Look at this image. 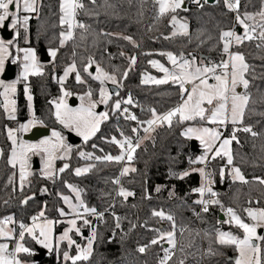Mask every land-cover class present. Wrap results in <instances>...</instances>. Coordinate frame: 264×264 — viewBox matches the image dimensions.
<instances>
[{
    "label": "trees",
    "instance_id": "1",
    "mask_svg": "<svg viewBox=\"0 0 264 264\" xmlns=\"http://www.w3.org/2000/svg\"><path fill=\"white\" fill-rule=\"evenodd\" d=\"M83 3L85 9L79 11L77 18L90 27L87 32L77 28L75 39L64 47H60L59 34L64 30L59 23L60 0H41L38 12L34 13L29 24L28 45L38 50L39 41L43 40L48 50L59 48L54 60L45 64L43 75H32L28 81L34 97L36 117L49 127L57 122L52 101L62 93L56 78L73 61L87 84H78L75 73H72L64 84L66 88L86 91L89 86L93 88L97 85L95 80L83 72L87 58L92 56L102 67L117 75L122 86L119 87V95H113L114 99L126 100L130 94L133 104H122V108L134 110L139 120H148L151 118V108L157 113H164L181 102L178 85L172 82L160 85L142 82L144 72L154 71L150 61L158 59L167 62V57L160 53L173 52L189 58L195 56L198 61L208 58L204 61L219 62L222 49L220 33L241 26L234 12L224 6L223 0L220 3L208 0L203 8L187 0L188 10H178V14L188 20L189 35L175 36L171 34L172 25L168 16L156 18L154 0H96L94 5L90 0H83ZM261 6L262 0H241L240 13H255ZM121 36H131L139 47ZM257 44H261V41H245L233 47L234 51L243 53L246 61L255 67L257 77L252 79L251 75L247 76L250 80L248 91L251 99L244 123L251 125L259 135L252 137L241 131L237 133L240 144L235 141L232 144L234 165L241 169L249 182L232 181L227 175V190L217 191L221 203L225 207L235 208L242 216L245 215L243 208L264 207V185L259 183V179H264V116L259 115L264 113V77L261 76L264 73V46L257 47ZM133 55L137 58L136 64L130 66L126 57ZM124 71H128L127 78L122 76ZM17 112L19 121L27 119V100L23 94L18 95ZM125 117L123 112L110 110L109 119L102 123L100 131L86 144L87 149L99 157L120 155L118 145L109 142L111 137L121 139V132L125 136L135 137L132 128H138L140 134L144 127V124L138 126L136 121ZM189 123L203 122H173L171 128L158 127L152 138L141 144L133 161L137 171L125 175L122 180L121 186L135 193V196L127 200L117 194L118 188L114 183L121 172V162L94 160V167L88 173L76 176L75 167L85 161L80 156L71 159L70 168L60 173L54 181L34 171L21 191L18 171L7 163L10 150L8 119L3 105H0V142L4 149V157L0 159V219L13 216L17 221L13 224L16 230L20 222H30L32 216L41 210H45L48 218L58 219V209L65 208L61 197L70 192L67 187L70 183L82 190V198L89 207L104 211L101 221L93 216L88 217L91 220L90 226L96 228L97 240L93 255L86 264H159L168 244L161 241L158 245H151V239L157 236L153 229L172 230L170 223L161 222L152 216L153 210L161 209L174 216L179 228V244L169 264H179L181 259L185 264H234V261H227V256L229 252L236 254L235 250L212 242L215 228L228 229L225 224L218 223L221 222L222 209L212 205L209 212L204 213L201 206L194 203L197 194L192 189L200 185V174L191 172L183 180L171 174L190 170L193 164L189 160L197 156L192 151L191 140L182 135ZM217 161L216 164L212 161L210 166L215 177L220 178V168L224 161ZM10 179L12 183H9ZM157 186H161L159 192L156 191ZM28 197L32 199L27 204L22 203ZM249 201L252 203L249 204ZM113 213L121 217L119 228L116 227ZM64 226L63 222L57 224L56 233H60ZM78 240L81 242L82 238ZM29 242L33 248H38L31 238ZM145 244L149 245L147 251L139 253L137 249ZM210 246L217 251V255H208ZM64 250V245H61L59 256L55 251L47 255L46 264H64Z\"/></svg>",
    "mask_w": 264,
    "mask_h": 264
},
{
    "label": "snow or ice",
    "instance_id": "2",
    "mask_svg": "<svg viewBox=\"0 0 264 264\" xmlns=\"http://www.w3.org/2000/svg\"><path fill=\"white\" fill-rule=\"evenodd\" d=\"M90 2L94 5L96 0H90ZM192 2L199 8H203L208 3V0H203V2L202 0H192ZM216 3H220V0H216ZM40 4L41 0H0V28L5 27L6 21H9L11 28L16 30L15 34L17 37L20 35V27H23L25 33H27L28 22L31 19V16L28 14L38 12V6ZM223 4L230 12L236 13V21L242 26L243 35L238 34L234 29L223 30L220 33L222 49L221 60L218 63L210 60L209 63H204V60L208 58H201V61L197 63L195 56L189 59L181 55L178 59L172 52L160 53V55L166 56L168 61L171 62V69L157 60L150 61L152 66L158 68L164 76L158 79L146 75L144 83L151 81L160 85L171 81L173 84L179 86L181 102L164 113H157L154 108L150 109L151 118L147 121H140L136 115L128 114L125 118L136 121L138 126L146 124L147 127H144L143 131L149 135L140 137L138 128H132V132L136 134L134 142L133 137L125 136L121 132L120 135L123 139H117L116 136H112L109 141L110 143L118 145L121 150L120 155L113 156L107 154L104 157L96 156L94 158L96 160L103 159L110 162H121L126 159L131 162L134 160L136 151L140 148L143 140L152 138L150 135L151 132H154L157 127L161 126L171 128L174 120L177 123L200 121L213 125L212 127L188 126L182 132V135L185 137L189 139L195 138L203 145L205 150L204 154L198 156L196 159H190L189 163L193 165H204V167L184 170L178 174L172 172L171 174L183 180L191 172H198L202 177V183L199 187L193 188L192 192L198 193L200 199L195 200L194 203L200 205L204 213L209 212L210 206L212 205L219 206L225 212L227 219L218 223H226L239 230L240 234H236L233 231H224L220 228H215V235L212 239L213 243L233 248L237 253L235 264H264V207L249 206L243 208L244 216L233 207H225L217 198L218 193L212 188V184L214 183L212 174L205 170L210 159L215 160L218 157L220 159H226L225 167L232 166L231 178L234 181L238 180L243 183H248L249 181L246 180L241 169L234 165L231 145L234 141L240 144L237 136L238 132L249 133L252 137L259 135L258 132L253 131L251 125L244 123L245 113L248 110L251 99V94L248 91L250 80L247 76L251 75L252 79L257 78L255 75V67L246 61L243 53L239 51L234 52L231 49L234 45L239 46L245 41L252 40L261 41V44H257V47L264 46V0H262L261 9L255 13L244 12L241 14V0H223ZM154 5L157 7V19L165 16L170 18V23L175 29L172 35H189L188 21L186 19H178V10H188L185 0H154ZM59 7V23L64 29L59 34L60 47H64L69 41L75 39V30L77 28L87 32L90 26L84 24L77 18L79 11L85 9L83 0H60ZM21 11L26 13L23 17L20 15ZM257 17H259V21H257ZM258 29L259 31H257ZM105 35L110 34L106 33ZM120 38L139 47L131 36H121ZM25 42H28L27 36H25ZM13 46L14 42L12 40L5 41L0 38V73L4 72L5 62L12 55L11 49ZM15 50L17 53L15 60H19L22 63L20 77L11 83H5V81L0 80V89H3L0 95L3 96V107L9 119L16 118V100L13 97L16 93L17 84L21 80L27 81L29 76L43 75L41 71L42 66L34 48L19 47L17 45ZM49 51L50 55L55 58L59 48L50 49ZM121 55L123 56L125 54L121 53ZM126 58L130 66L136 64L137 58L135 55ZM93 67L95 69L94 72L92 71ZM83 72L87 73V76L93 80L99 81L101 85L98 90L99 98H93L94 91L89 86L85 93L79 97L81 100L79 107L73 108L67 103L66 98L73 95V93L63 89V84L70 74L75 73V80L78 84H87V80L81 75V71L77 69V65L73 61L66 67L63 77L58 79V83L62 86L63 95L59 99H54L52 103L55 107L54 115L58 123L70 132H75L86 143L100 131L101 124L109 119V112L107 110L97 111L100 105H104L107 108L109 101L112 100L113 93L104 87L105 83L110 81L117 87H121L122 85L115 72H110L102 67L92 56L87 58ZM127 75L128 71H124L122 74L123 78H127ZM261 76L264 77V73H261ZM238 88H242L243 91H238ZM25 91L30 92V89L26 87ZM115 95L118 96L119 93L117 92ZM27 98L29 101L32 100L30 94ZM122 104H133L132 96L129 94L126 100L116 99L112 101L113 111L129 113V109L127 107L122 108ZM259 115L264 116V113H259ZM37 123L43 122L33 114V118L27 123L21 124L19 129L14 130L8 128L7 130L8 139L12 144L7 163L12 168H17L18 166L21 191H23L25 182L33 175L30 170V162L33 156H39L43 160L44 167L41 174L53 181L57 173H64L70 168L68 162H65L62 167L56 168L57 160L68 161L73 152V145L67 142L62 131L53 129L51 136L41 140L39 143H29L19 139L18 132H27L35 127ZM229 123L233 126V129L228 136H224L222 129H226ZM93 147H96V145H93ZM79 155L85 159H93L92 154L83 151L79 152ZM3 157L4 149L0 148V158ZM92 167L94 165L77 167L74 169V174L76 176H82L88 173ZM136 171L137 169L135 167H124L120 175L125 176ZM224 174V168H221L220 176L223 177ZM9 183H12L11 179ZM114 183L120 185V180L117 178ZM259 183L264 185V179H259ZM67 187L76 194L75 199L79 202L73 203L72 198L67 195L61 197L63 202L71 209L73 218L67 220L70 226L59 237H55L54 227L60 221L49 219L45 214V210H41L37 215L32 216L31 224L20 222L18 236L16 234V228L9 227V225L17 223L13 216L9 215L0 219V238L16 240L15 246L11 251L9 250V244L0 243V264H28L27 261L21 258V254L34 256L35 252L31 247L26 246V235L35 241L36 244L48 249L49 252L55 251L58 256L60 255V245L66 242V250L62 252L64 264H68L69 261L71 264H81V262H85L86 264L90 260L94 251V243L97 240L96 228L92 227L91 236L86 237V244L84 245H81L73 239L70 233L75 232L83 236L82 227L91 225V221L87 216L93 215L103 220L104 213L99 212L95 207H89L80 198L81 189L70 183L67 184ZM160 190L161 186H157L156 191L159 192ZM44 191H47V189H44ZM117 194L124 200L135 196L133 191L127 190L122 186L119 188ZM172 194L170 193V195ZM206 195L208 196L207 199L204 198ZM147 198L151 199L150 196ZM29 199H32V197L24 199L22 203L27 204ZM251 203L249 201V204ZM58 212L61 217L70 215L64 208H59ZM113 215L116 221V227L119 228L121 217L115 216V213ZM196 215L199 216L200 213H196ZM152 216L160 220H167L171 223L172 230L162 231L160 229H153L157 233V236L150 241L151 245H158L161 241H165L171 246L170 248L164 249V254L159 259V264H169L175 255L174 250L177 248L178 243L175 231L176 221L171 213H166L162 209L153 210ZM78 221H82V225L78 226ZM73 247L76 249L74 255L71 254ZM148 247L149 245L145 244L140 246L137 251L139 253H145ZM217 254V251H214L211 246L208 248V255L215 256ZM179 264H185V261L181 259Z\"/></svg>",
    "mask_w": 264,
    "mask_h": 264
},
{
    "label": "rangeland",
    "instance_id": "3",
    "mask_svg": "<svg viewBox=\"0 0 264 264\" xmlns=\"http://www.w3.org/2000/svg\"><path fill=\"white\" fill-rule=\"evenodd\" d=\"M185 4H186V6H187V0H185ZM180 11V10H179ZM37 13V12H36ZM35 13V14H36ZM26 13H23V11H21V13H20V15H21V17H23V15H25ZM34 13H30L29 15H31V16H33V15H35ZM235 17H236V15H235ZM178 19H180V20H184V19H186L185 17H182L180 14H178ZM187 20V19H186ZM188 21V20H187ZM257 21H259V17H257ZM251 23V22H250ZM188 25L190 26V24H189V22H188ZM66 27V26H65ZM1 29V28H0ZM10 29H12L11 28V26H10ZM232 29H234L235 31H236V28H232ZM12 30H14V29H12ZM19 31H20V35H19V37H17L16 36V30H14V36H13V38L12 39H10V40H12L13 42H14V46H13V48L11 49V51H12V55L10 56V57H8V59L6 60V62H5V68H6V65H7V63H8V61L9 60H11L12 62L15 60V57L17 56V53H16V50H15V48H16V46L18 45L19 47H32V48H34L35 50H36V54H37V57H38V60H39V62H40V55H39V53H38V50L35 48V47H33V46H30V45H28V42H29V26H28V29H27V33H25V30L23 29V27H20L19 28ZM175 31V29L173 28V26H172V32H171V34L173 33ZM257 31H259V29L257 30ZM237 32V31H236ZM238 33V32H237ZM243 35V34H242ZM25 36H27V43L25 42ZM0 38H2V39H4L5 41H8L7 39H5L3 36H2V33H1V30H0ZM49 53H50V51H49ZM173 53V52H172ZM174 55H176L175 53H173ZM21 56H22V54H20ZM177 56V58L179 59V55H176ZM52 57V56H51ZM185 58H189L188 56H184ZM190 59V58H189ZM52 60H54V58L52 57ZM155 60H157V61H159L160 63H162V64H164L166 67H168V68H172V65H171V62L170 61H168V59H167V62H164V61H161V60H158V59H155ZM197 61V63H199L200 61H198V60H196ZM212 62H214L213 60H211ZM13 63H16V65L18 66V72H17V77L15 78V79H12V80H4L3 79V73H0V80H3V81H5V83H11V82H13V81H15L18 77H20V74H21V71H22V63L19 61V60H15V62H13ZM204 63H209V61L207 62V61H204ZM40 64H41V66H42V68H41V71L43 72L44 71V69H45V63H41L40 62ZM153 67V66H152ZM5 68H4V71H5ZM154 68V67H153ZM94 71H95V69H94ZM93 71V72H94ZM63 75H64V73L60 76V77H58V78H56L57 80L59 79V78H61V77H63ZM152 76V77H156V78H163V76H164V74L162 73V72H160L159 71V69L158 68H154V71H147V72H144L143 74H142V78H141V80H142V82L144 83V79H145V76ZM71 76V74L68 76V78ZM30 77L31 76H29V78H28V80L27 81H24V80H21L20 81V83H18L17 84V86H16V93H15V95H14V97L15 96H17V99H15L14 97V99L16 100V113H15V119H9L8 118V115H7V113H6V116H7V119H8V127H7V130H8V128H12V129H14V130H16V129H19V126L21 125V124H25V123H27L30 119H32L33 118V114H35V116H36V112H35V105H34V97H33V93H32V91H31V86L28 84V81H29V79H30ZM68 78L65 80V82L68 80ZM96 81V80H95ZM65 82H64V84H65ZM169 82H171V81H169ZM60 84V83H59ZM63 84V89H66V90H68V91H70V92H72L73 93V95H71V96H69V97H67L66 99H67V103L71 106V107H73V108H76V107H79L80 106V104H81V100L79 99V97L80 96H82L84 93H85V91H80V90H77V91H74L73 89H70V88H66L65 87V85ZM96 86H94L92 89H93V91H94V99H98L99 97H98V90H99V88L101 87V85H100V83H99V81H96ZM110 84H112L110 81H108V82H106L105 83V85H104V87H106L109 91H110V87H109V85ZM145 84H155V83H153V82H151V81H149L148 83H145ZM61 85V84H60ZM28 88V89H30V92H26L25 91V88ZM61 88H62V86H61ZM87 90V89H86ZM3 91V89H0V92H2ZM111 92V91H110ZM21 94H23V96L26 98V100H27V119L26 120H24V121H19L18 120V112H17V107H18V95H21ZM31 95L32 96V100L31 101H29L28 100V95ZM63 95V92L61 93V95L59 96V97H61ZM114 95V94H113ZM1 97H2V99H3V96L1 95ZM59 97L58 98H56V99H59ZM72 98H76L77 99V103H75V104H73L72 102H71V100H72ZM114 100H116V99H114V97L112 96V100H110L109 101V104H108V106H107V108H105V106L104 105H100L98 108H97V111L98 112H100V111H105V110H107L109 113H110V110H113V107H112V101H114ZM4 102V101H3ZM101 107H103V109L102 110H100V108ZM4 108V107H3ZM129 109V112H131V111H134V110H132V109H130V108H128ZM6 112V111H5ZM54 112H55V107H54ZM125 116H126V114L127 113H123ZM136 114V113H135ZM55 116V115H54ZM41 121V120H40ZM57 121V120H56ZM147 121V120H146ZM56 123V124H55ZM54 123V125L52 126V127H50V133L48 134V135H44V136H41L40 138H38V139H36V140H30V139H27L26 138V134H28L29 132H31L32 131V129L34 128H31L30 130H28L27 132H24V131H20V132H18V136H19V139L20 140H23V141H27V142H29V143H39L41 140H43V139H46V138H48V137H50L51 136V132H52V130L53 129H56V130H58V131H62L63 132V134H64V136L66 137V139H67V142L69 143V141H68V137H67V132H70L68 129H65V128H63V126L62 125H60L59 123H58V121L57 122H55ZM102 125V124H101ZM36 126H46V124L43 122V123H37L36 125H35V127ZM188 126H196V127H200V126H207V127H212L213 125H210V124H205L204 122L203 123H189L186 127H188ZM185 127V128H186ZM184 128V129H185ZM232 129H233V126L229 123L228 125H227V127H226V129H222V131L224 132V136H228L230 133H231V131H232ZM184 131V130H183ZM155 132V131H154ZM154 132H151L150 133V135H151V137L153 136V134H154ZM72 133H74L75 135H76V133L75 132H72ZM98 133V132H97ZM96 133V134H97ZM146 135H149V134H146V133H144V135L142 136V137H144V136H146ZM80 137V136H79ZM81 139H82V143L81 144H79V145H73V152L71 153V156H70V159L68 160V161H63V160H57L56 161V168L58 169V168H60V167H62L63 166V164L65 163V162H70V160L71 159H73L74 157H76V156H80L79 155V152H81V151H83V152H86V153H90V154H92V156H93V159H85V158H83V157H81L82 159H84L85 161L84 162H82L80 165H78V166H76L75 168H77V167H88V166H90V165H93V161L94 160H96L94 157H96L97 155H95L94 154V152H92V151H89L88 149H87V146H86V144L93 138H91L90 140H88L86 143L84 142V140H83V138L82 137H80ZM121 139H123V137H121ZM147 139H144L143 140V142L144 141H146ZM191 141L192 140H196L197 142H198V145L200 146L199 148H200V152L199 153H197V156L194 158V159H196L198 156H200V155H202V154H204V147H203V145H201V143H200V141L199 140H197V139H195V138H192V139H190ZM8 141H9V143H10V150H9V155H10V151H11V147H12V144H11V141L8 139ZM71 144V143H70ZM231 147H232V145H231ZM0 148H2V146H1V142H0ZM9 155H8V157H9ZM1 159V158H0ZM35 159H38V163H39V165H40V167H39V169H37L36 171L41 175V176H43L41 173H42V170H43V167H44V165H43V160L39 157V156H33L32 157V160H31V172L33 173L34 172V169H33V166H34V163H35ZM217 160H222V161H224V165L223 166H221V168H224V171H225V174H224V176L223 177H221L220 176V180H221V183L223 184L224 182H225V179H226V177H227V175L229 176V178L232 180V181H234L232 178H231V167L232 166H227V167H225V165H226V159H220L219 157L218 158H216L215 160H209V162H208V164H207V167H206V171L207 172H210L211 174H212V179H213V181H214V183L212 184V188H213V190L215 191V192H217L216 191V189H215V187H216V184H217V178L215 177V175H214V173H213V171H212V166H210V163H212V161H215V162H213L214 164H216V163H218V161ZM217 161V162H216ZM60 164V165H59ZM59 165V166H58ZM236 166V165H235ZM125 167H134V165H133V163L132 164H129V165H127V166H125ZM199 167H204V165H200V164H195V165H193L192 166V168H199ZM191 168V169H192ZM221 168H220V170H221ZM17 171H18V173H19V168H18V166H17ZM60 175V173H57V176H56V178L58 177ZM244 175V174H243ZM45 177V176H44ZM30 178V177H29ZM29 178H28V180H29ZM236 181H238V180H236ZM28 181H26L25 182V184L27 183ZM201 183H202V177H201ZM201 183H200V185H201ZM199 185V186H200ZM198 186V187H199ZM118 188V187H117ZM117 190H119V189H117ZM197 194V198H196V200L197 199H200V196H199V194L198 193H196ZM63 195H67V196H69V197H71L72 198V200H73V203H78L79 201L78 200H76L75 199V197H76V194L74 193V192H72L71 191V189H70V192L69 193H67V194H62V196ZM81 199H83L82 198V193H81V197H80ZM218 198V197H217ZM64 205H65V211L66 212H69L70 213V215L69 216H67V217H61L60 215H59V218L58 219H54V218H49V219H53V220H57V221H60V223H65V226H64V228H63V230L60 232V233H56V225H55V227H54V235H55V237H59L60 235H62V233H63V231L67 228V227H69L70 225H68V223H67V220L68 219H71V218H73L72 217V214H71V209H69V207H68V205H66L65 203H64ZM222 213L224 214V216H225V218L224 219H221V221H224V220H226L227 219V216H226V214H225V212L224 211H222ZM88 217H90V215L89 216H87V218ZM89 219V218H88ZM90 220V219H89ZM91 221V220H90ZM79 222H81L80 224H79ZM59 224V223H58ZM226 225L227 227H228V229H223V228H221V230H224V231H233V232H235L236 234H240L239 233V230L238 229H236L234 226H232V225H229V224H226V223H223V225ZM80 225H82V221H78V226H80ZM9 227H14L13 225H9ZM14 228H16V227H14ZM82 232H83V236H81V235H79V234H76L75 232H73V233H70V235H72V237H73V239H75L78 243H80L81 245H84V244H86V237H90L91 236V231H92V226H83L82 227ZM84 230H87V235H84ZM169 231V230H168ZM18 233H19V230L17 229L16 230V234H17V236H18ZM27 236V235H26ZM76 236H78L79 238H82V241L81 242H79V238H76ZM26 239H25V244H26V246H28V247H31L33 250H34V252L36 253L37 252V249H35V248H33L31 245H30V243L31 242H29V238L30 237H25ZM0 243H7V244H9V250L11 251L12 250V248H10V245L11 244H14V246H15V243H16V240L15 239H5V238H0ZM61 245H64V249L66 250V248H65V245H66V242H64L63 244H61ZM61 245H60V247H61ZM37 246L38 247H41V248H43L41 245H38L37 244ZM43 249H45V248H43ZM48 253H47V255H50V253H52V252H49L48 251V249H45ZM74 252H76V249H75V247H73L72 249H71V254H75ZM236 255H237V253H236ZM33 256H28V255H26V254H21V258L23 259V260H25V261H27L28 262V264H36V262L33 260V258H32ZM234 264H235V261H234Z\"/></svg>",
    "mask_w": 264,
    "mask_h": 264
},
{
    "label": "water",
    "instance_id": "4",
    "mask_svg": "<svg viewBox=\"0 0 264 264\" xmlns=\"http://www.w3.org/2000/svg\"><path fill=\"white\" fill-rule=\"evenodd\" d=\"M209 1L213 2L215 0H209ZM0 30H1L2 36L5 39L10 40L13 38L14 30L10 29V22L9 21H6L5 27L1 28ZM38 52L40 55V62L41 63L46 64V63L51 62L52 57L49 53L48 48L44 44L43 40L39 41ZM92 71H94V67H93ZM17 72H18V66L16 65V63H13L11 60H9L7 65H6L5 71L3 73V79L4 80L15 79L17 77ZM109 87H110V91L113 94H115L119 91V87H117L116 85L110 84ZM71 102L73 104H75V103H77V99L72 98ZM0 105H3V99L1 97V95H0ZM102 109H103V107L100 108V110H102ZM49 133H50V127L49 126H36L32 129L31 132L26 134V138L30 139V140H36V139L40 138L41 136L48 135ZM67 137H68L69 143H71L72 145H79L82 143V139L72 132H67ZM191 148H192V151H194L195 153L200 152V148H199L198 142L196 140L191 141ZM39 167H40V165L38 163V159H35V163L33 166L34 171L39 169ZM227 187H228L227 181H225L222 184L221 180L219 178H217V184L215 187L216 191L225 192L227 190ZM224 218H225V216L222 213L221 219H224ZM84 235H87V230H84ZM47 253L48 252L45 249L38 247L37 252L33 256V260L38 264H46L45 258L47 256ZM236 258H237L236 254L229 252L228 256H227V261H235Z\"/></svg>",
    "mask_w": 264,
    "mask_h": 264
},
{
    "label": "built area",
    "instance_id": "5",
    "mask_svg": "<svg viewBox=\"0 0 264 264\" xmlns=\"http://www.w3.org/2000/svg\"><path fill=\"white\" fill-rule=\"evenodd\" d=\"M235 15H236V13H234ZM29 15V14H28ZM31 16V15H30ZM31 19H32V16H31ZM31 19L29 20V22H28V26H29V24L31 23ZM218 63V62H217ZM15 99H17V96H15L14 97ZM152 109V108H151ZM128 114H134V115H136L135 114V112L134 111H131V112H129V113H127L126 114V116L128 115ZM140 121H146V120H140ZM173 122H176V120H174ZM144 127H147V125L146 124H144ZM143 127V128H144ZM158 128V127H157ZM156 128V129H157ZM140 135V137H142L143 135H144V131H142V133H140L139 134ZM132 137V136H131ZM133 139H134V142H135V137H133ZM143 143V142H142ZM141 143V144H142ZM135 159V158H134ZM134 161V160H133ZM133 161H131V162H129V161H127L126 159L124 160V161H121V165H122V169L125 167V166H127V165H129V164H132L133 163ZM121 169V170H122ZM117 178L120 180V185H117V187H118V189L120 188V186H121V184H122V180H123V178H124V176H121L120 174L117 176ZM116 178V179H117ZM197 188V187H196ZM205 199H207L208 198V196L206 195L205 197H204ZM82 211V210H81ZM99 212H103L104 213V211H99ZM39 213V212H38ZM38 213H36L35 215H37ZM89 216V215H88ZM90 216H93V215H90ZM93 217H95V216H93ZM97 218V217H96ZM175 219V218H174ZM97 220H99V221H101L100 219H98L97 218ZM175 221H176V219H175ZM161 222H164V223H170L169 221H167V220H161ZM32 223V220L30 221V222H28V223H25V224H31ZM171 224V223H170ZM19 231H20V228H19V226H18V228H17ZM179 228H178V225H177V221H176V229H175V231H176V239H177V246H178V244H179V238H178V236H177V230H178ZM14 247V244L12 245V248ZM171 246L170 245H167V248H170ZM177 249V248H176ZM176 249L174 250V252H176Z\"/></svg>",
    "mask_w": 264,
    "mask_h": 264
},
{
    "label": "crops",
    "instance_id": "6",
    "mask_svg": "<svg viewBox=\"0 0 264 264\" xmlns=\"http://www.w3.org/2000/svg\"><path fill=\"white\" fill-rule=\"evenodd\" d=\"M236 31L238 32V34H241V35H242V34H243V28H242V26H240L239 28H236ZM233 47H234V46H233ZM233 47H232V49H231L232 51H234V50H233ZM234 52H235V51H234ZM225 58H226V57H225ZM237 90H238V91H243L242 88H238ZM188 139H189V138H188ZM199 147H200V146H199ZM12 245H13V244L10 245V248H12Z\"/></svg>",
    "mask_w": 264,
    "mask_h": 264
}]
</instances>
